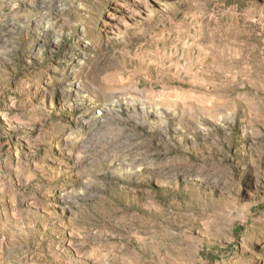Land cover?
Wrapping results in <instances>:
<instances>
[{
  "label": "rangeland",
  "instance_id": "rangeland-1",
  "mask_svg": "<svg viewBox=\"0 0 264 264\" xmlns=\"http://www.w3.org/2000/svg\"><path fill=\"white\" fill-rule=\"evenodd\" d=\"M0 264H264V0H0Z\"/></svg>",
  "mask_w": 264,
  "mask_h": 264
}]
</instances>
